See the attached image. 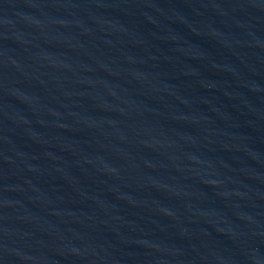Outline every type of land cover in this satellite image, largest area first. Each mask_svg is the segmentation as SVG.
Wrapping results in <instances>:
<instances>
[{"label":"water","instance_id":"95a60500","mask_svg":"<svg viewBox=\"0 0 264 264\" xmlns=\"http://www.w3.org/2000/svg\"><path fill=\"white\" fill-rule=\"evenodd\" d=\"M0 264H264V0H0Z\"/></svg>","mask_w":264,"mask_h":264}]
</instances>
